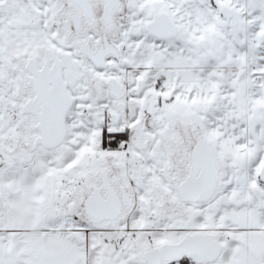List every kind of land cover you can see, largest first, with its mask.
I'll return each mask as SVG.
<instances>
[{"label":"snow or ice","instance_id":"snow-or-ice-1","mask_svg":"<svg viewBox=\"0 0 264 264\" xmlns=\"http://www.w3.org/2000/svg\"><path fill=\"white\" fill-rule=\"evenodd\" d=\"M0 264H264V0H0Z\"/></svg>","mask_w":264,"mask_h":264}]
</instances>
